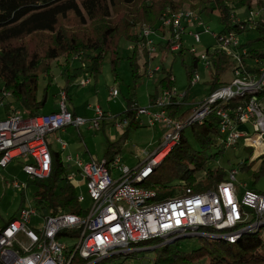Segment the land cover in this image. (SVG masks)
Listing matches in <instances>:
<instances>
[{"label":"built area","instance_id":"built-area-1","mask_svg":"<svg viewBox=\"0 0 264 264\" xmlns=\"http://www.w3.org/2000/svg\"><path fill=\"white\" fill-rule=\"evenodd\" d=\"M260 15L261 9L254 7L248 19L254 20ZM242 20L233 16L232 23L239 24ZM247 26L253 28L254 24ZM166 27L172 29L171 39L162 36L161 31L142 28L140 45L152 54L156 53L158 36L161 41L168 42L171 52H178L182 47L186 49V33H190L195 42H200L201 32L211 31L202 15L188 7L174 14L164 12L161 28ZM192 27L196 31H190ZM243 28L241 25V28L215 34L217 47L232 61L235 77L230 84H223L211 90L204 99L191 103V113L185 119L169 113L171 107L187 105L188 92L179 93L174 86L162 90L149 107H139L133 116L139 125H160L166 132L158 150L135 169L121 165L119 156L112 161H86L79 156L75 159L69 156L68 160L75 161L87 184L88 214L45 213L35 206L22 207L7 225L0 228V264H72L78 258L86 260V264H96L113 254L141 250L139 242L155 237L164 239L162 245L193 236L236 243L247 233L259 232L264 227V192L247 189L240 195L235 183L237 169L231 170L228 179L217 188L196 192L194 188L186 187L181 194L162 200L158 199L157 190L140 185L180 143L187 127L204 124L213 113L219 118L223 146H235L243 139L247 145L255 147L256 157L264 155V101L260 97L264 91V59L249 55L250 48L238 37V30ZM201 60L206 68L210 67L208 51L200 55ZM160 70V65L148 69L147 76L155 78ZM199 80L196 70L190 84L195 85ZM89 83L90 79L81 80L83 85ZM111 95L118 96V89H113ZM246 95L249 97L245 104L227 106ZM106 116L112 114L100 106H96L92 118L75 114L67 106L65 92H62L57 111L29 116L21 109H15L0 120V154H3L0 165L7 166L20 156L31 158L32 161L24 166L29 177L47 178L53 165L48 134L69 126L98 130ZM131 119L129 113L118 115L116 125L127 128ZM243 125L245 128L241 127ZM59 141L66 148L67 144ZM113 168H117L120 175L116 176ZM68 179L74 183L75 173H69ZM14 185L21 187L19 182ZM79 200L85 202L87 198L80 193Z\"/></svg>","mask_w":264,"mask_h":264},{"label":"trees","instance_id":"trees-1","mask_svg":"<svg viewBox=\"0 0 264 264\" xmlns=\"http://www.w3.org/2000/svg\"><path fill=\"white\" fill-rule=\"evenodd\" d=\"M118 1L134 4L137 0H0V102L9 106L6 111L9 115L13 113L16 104H19L20 109L29 116L42 114L48 103L49 87L54 83L52 78L55 79L52 73L54 60L60 58L66 60L65 68L61 64L60 66L61 69L64 68L62 76L65 78V85L62 90L65 91L67 100L70 87L78 81L81 82L85 74L94 79L98 78L103 70L104 58L109 52L112 53L113 71L119 78L120 57L116 43L121 35L126 36L134 44L130 62L136 79L148 75L149 64L158 53L152 54L140 45L143 40L142 28L148 27L154 31H161L162 36L165 35L171 39L172 29L170 27L161 28V17L164 12L174 14L187 8L186 1L169 0L163 6H154L153 0H147L145 2L146 13L140 17L141 29L136 32L133 28H118L117 24L113 25L109 22L112 8ZM198 1L199 3L188 8L200 14L218 13L220 21L226 25L225 30L241 28L243 25L244 28L238 30L241 34L255 28L258 32L257 36L248 38L244 44L250 48L249 55L252 58L260 56L264 59L263 14L254 20L249 18L243 19L239 24L232 23L233 16H238L241 11L248 15L250 10L256 6L261 10L264 9V0ZM69 21L73 23L72 26H67ZM250 24H254V27L249 28L247 25ZM39 33L46 34L50 38L49 43L42 46L43 55L26 43L16 44L17 40ZM156 44L158 52L164 56L163 61L169 54L177 53L171 52L167 47L168 42L163 39L157 41ZM185 51V47H182L178 53L183 56ZM207 51L211 60L209 69L214 68L215 70V79L211 89L214 90L224 84L221 79L230 67L231 59L224 50L218 47L213 51L208 48ZM84 56L86 59H82ZM83 60L89 61V65L71 68L73 61ZM198 63L199 58L194 57L193 70L189 72L190 80L197 70ZM157 73H162L160 81L162 90L173 87L175 79L171 80V77H174L172 69H167L165 65H162ZM41 74L47 79L51 78L42 97L39 96ZM8 93L11 95L9 96ZM248 97L249 95L239 97L229 102L227 106L245 104ZM260 97L264 101V91ZM126 106L127 110L119 114L122 116L129 113L132 116L125 135L131 127L145 126L139 125L133 117L140 107L135 96L128 98ZM191 110L190 105L181 104L171 107L169 113L175 118L185 119ZM218 124L219 118L213 113L209 115L204 124H194L189 127L195 140L202 147H210L215 144L216 138L221 136ZM113 146L114 144L110 145L109 153ZM223 147V150L227 148ZM2 155L0 154V158ZM216 156L217 154L196 153L184 130L180 143L140 185L157 190L159 200L179 195L186 187H192L196 192L217 188L221 182L228 179V173L235 168L209 166V162ZM52 157L53 165L50 175L43 179L29 178L27 184V186L29 184L36 186V206L45 213L62 211L87 215L89 208L83 207V202L79 200L78 188L68 179V164L63 160L60 152H52ZM259 158L264 163V155ZM247 163L244 161L243 165L249 167ZM15 216L7 220L5 225ZM178 240L180 239L162 245L164 239L155 237L139 242L138 246L142 249L148 247L145 250L156 252V262L160 264H203L205 261H208L207 264H264V251H262L264 239L260 236V231L247 233L236 243L208 239L207 247H201L191 253L174 251L172 244L177 243ZM140 251L113 254L96 264H124L127 259L138 256ZM86 262L78 258L72 264H86Z\"/></svg>","mask_w":264,"mask_h":264},{"label":"rangeland","instance_id":"rangeland-1","mask_svg":"<svg viewBox=\"0 0 264 264\" xmlns=\"http://www.w3.org/2000/svg\"><path fill=\"white\" fill-rule=\"evenodd\" d=\"M146 1L147 0H137L134 4H126L122 1H118L112 8L109 22L113 25L117 24L118 28H133L135 32L140 30L141 25L139 24H142L140 17L146 13ZM168 1L169 0H153V4L154 6H163ZM184 1H186V7L194 6L199 3L198 0ZM261 14H263L264 17V9L261 10ZM201 15L204 22L211 27V31L201 32L200 42H195L190 33H186L184 35L186 51L183 56L178 52L171 53L163 61L162 59L164 56L162 53L158 52V50L157 56L152 59L149 64V69H154L158 65L161 67L165 65L167 69H172L175 78L173 86L179 93L188 92L185 98L187 105L204 99L211 92L215 79L214 68H206L201 60L197 67L200 80L195 85H190L189 72L193 70L194 57L200 58V55L207 51L208 48L213 51L218 45L215 34L226 29V25L220 21L218 13H202ZM238 17L244 20L248 19V15L242 11L238 13ZM70 21L67 23V26L73 25ZM190 31H196V28L192 27ZM257 34V30L253 28L249 31H244L239 34L238 37L241 42H246L248 38L256 37ZM48 41H50V38L47 37L46 34L43 35V33H39L23 38L22 40H17L16 44L26 43L30 48L37 49L40 55H43L42 46L45 43H49ZM116 45L120 57V63L118 65L119 78L116 77L113 71L112 53L109 52L104 58L103 70L98 78L94 79L85 74L82 80L90 79V83L88 85H83L78 81L71 86L69 92L72 102L67 101V106H75L76 108L82 109V113L79 115L87 118L94 116H92V114H95L96 106L102 107L104 111L110 109L112 111V116H110L108 120L109 123L114 122L115 125L107 124L105 128L98 130H87V127L83 126L80 128L81 134L78 133L77 127L69 126L68 128L72 132L71 134L75 136V140L70 144L71 146L69 148L72 149V153L79 151L86 157H91L90 153L97 157H103L110 148V145L114 144L110 155L112 157L116 155L120 156L122 158L121 165H127L135 169L145 163L149 157L158 150L161 143L164 141L166 130L164 128L162 129L160 125L147 124L145 126L131 127L129 132L125 135L126 127L117 126L116 117L118 114L125 112V101L131 96H135L140 107H149L151 103L149 94L155 93L160 83L154 78L151 79L147 76H140L136 79L130 62L134 46L131 40L121 35ZM193 49H196V51L193 52ZM82 59H86L85 56L82 57ZM87 62V60L73 61L71 63V68H77ZM60 64L65 68V58L53 61L52 73L55 79L52 78L54 83L49 87L48 103L42 113L50 112L56 102L59 106V102L61 101L60 97L62 96V88L65 85V78L62 76L64 68L61 69ZM232 70L231 61L230 67L221 79L224 84H230L235 77ZM161 77L162 73H159L157 78ZM49 82H51V78L47 79L45 75H40V97L43 96L44 90ZM113 89H118L120 95L113 97L111 95ZM57 96H59L58 99ZM8 107L9 106L4 103L0 104V120L7 116L6 111ZM16 107L20 108L19 104H16ZM59 132L60 129L52 133ZM185 134L196 153H206L207 155L217 154V156L209 162V166H223L226 169L233 167L238 170L235 183L240 195L247 189L264 192V163L262 159L256 157L255 147L247 145L244 140L241 139L237 145L227 147L223 150L224 147L220 144V137L216 138L217 141L214 145L202 147L195 140L190 127L185 129ZM31 161V158L25 159L20 156L14 158L7 166L0 165V227L7 220L15 216L22 207H37L35 201L36 186L32 184L27 186L30 177L24 168L25 164ZM244 161L248 162L247 165L249 167L243 165ZM250 161L253 162L251 163ZM114 174L118 176L120 175V171L114 172ZM15 182H19L21 187H16L14 185ZM180 191H182V189ZM78 192L84 194L87 198V200L83 202V207L89 208L90 199L85 184L78 187ZM260 236L264 239V227L260 229ZM207 241L208 239L199 236L185 237L178 240L177 243H173L172 249L174 251L179 250L183 253H191L201 247H207V245H209ZM69 244L71 245L72 242H69ZM146 248L148 249V247L141 249V251H144H140L138 256L127 259L124 264H160V262H156V252L145 250ZM262 251H264V249ZM207 263L208 261H205L203 264Z\"/></svg>","mask_w":264,"mask_h":264},{"label":"crops","instance_id":"crops-1","mask_svg":"<svg viewBox=\"0 0 264 264\" xmlns=\"http://www.w3.org/2000/svg\"><path fill=\"white\" fill-rule=\"evenodd\" d=\"M156 40L157 41H161L160 40V38L158 37V36H156ZM85 62V61H84ZM87 65H89V61L86 63V64H83V66H87ZM158 74L159 73H157L156 74V76H155V80L156 81H159V83H160V81H161V78H157L158 77ZM148 77V76H147ZM151 79H153V78H151ZM88 85V84H87ZM62 92H64L63 90H62ZM162 92V88H161V86H158L157 87V89H156V91H155V93H150L149 94V98H150V100H151V102H152V99L153 98H155L156 96H157V94H159V93H161ZM119 95H120V93H119ZM133 95V94H132ZM59 98V96H57V99ZM60 99H61V97H60ZM67 101H71L72 102V99H71V95H70V92H69V98H68V100ZM127 101H128V99H126V101H125V107L127 108ZM138 104H139V102H138ZM151 104V103H150ZM58 108V103L56 102V104L54 105V107H53V109L50 111V112H48V113H51V112H53V111H56V110H58L57 109ZM68 108L71 110V111H73L75 114H81L82 113V109H80V108H76L75 106H73V107H70V106H68ZM15 109H20V108H17L16 106H15ZM14 109V110H15ZM105 112L106 113H111L112 111L110 110V109H108V110H105ZM6 115L8 116L9 114L8 113H6ZM95 116V114H92V116ZM119 115V114H118ZM6 116V117H7ZM93 116V117H94ZM5 117V118H6ZM92 118V117H91ZM4 119V118H3ZM108 119H110L109 118V116H106L105 118H103L102 119V125H101V128H105L106 127V125L107 124H109V125H115L114 124V122H110L109 123V120ZM2 120V119H1ZM112 121V120H111ZM87 127V126H86ZM242 128H245V125H243V126H241ZM81 128V127H80ZM80 128H78V133L79 134H81V129ZM100 128V129H101ZM115 129V128H114ZM127 129V128H126ZM162 129H163V127H162ZM87 130H93V129H90L89 127H87ZM72 132L69 130V128L67 127V128H64V129H61L60 130V132L59 133H50V134H48V136H47V139H48V142H49V145H50V149H51V151L52 152H60L61 153V156H62V158H63V160L66 162V164H68V166H69V173H71V172H74L75 173V181H74V185L78 188L79 186H81L82 184H85V186H86V188H87V184H86V181H85V179L83 178V176H82V174L80 173V171L78 170V167L75 165V161H69L68 160V157L69 156H72V158H77L78 156L79 157H81L83 160H86V161H88V160H91V159H96V160H102V159H111V158H113V159H115L118 155H116V156H111L110 155V153L108 152L109 151V149H108V151H107V153L103 156V157H97V156H94V155H92L91 153H90V156L91 157H86V156H84L81 152H79V151H77V152H75V153H72L73 151H72V149H70L69 147L71 146L70 144L71 143H73L74 142V140H75V136L74 135H72L71 134ZM59 139H61L62 141H66L65 143L67 144V146H66V148H63V146H62V143L59 141ZM69 142V143H68ZM63 151H64V153H63ZM120 157V156H119ZM112 159V160H113ZM111 160V161H112ZM110 161V160H109ZM119 170L117 169V168H113L112 169V172L114 173V172H118ZM80 194V193H79ZM6 223V222H5ZM5 223L0 227V228H2L4 225H5Z\"/></svg>","mask_w":264,"mask_h":264}]
</instances>
